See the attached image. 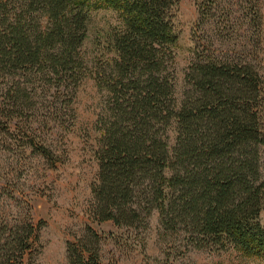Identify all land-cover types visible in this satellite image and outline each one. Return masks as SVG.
I'll return each instance as SVG.
<instances>
[{"label":"trees","instance_id":"16d2710c","mask_svg":"<svg viewBox=\"0 0 264 264\" xmlns=\"http://www.w3.org/2000/svg\"><path fill=\"white\" fill-rule=\"evenodd\" d=\"M178 1L0 0V63L42 73L72 102L91 69L83 46L92 13L115 12L118 25L108 29L102 45L108 57L92 68L105 109L98 120L91 217L137 232L142 215L157 210L163 232L194 248L230 244L264 259V227L258 221L264 211L259 168L264 72L250 54L264 35V0H194L189 88L175 109L169 68ZM238 23L249 35L240 53L218 51L202 31L213 26L230 35ZM3 98L0 117L8 118L9 132L30 96L19 85ZM172 122L176 136L170 150L165 131ZM20 133L23 146L53 156L38 142L36 129L24 123ZM23 231L0 235V264H23L34 225ZM101 250V236L87 226L67 243L68 262L105 264Z\"/></svg>","mask_w":264,"mask_h":264},{"label":"rangeland","instance_id":"374dc122","mask_svg":"<svg viewBox=\"0 0 264 264\" xmlns=\"http://www.w3.org/2000/svg\"><path fill=\"white\" fill-rule=\"evenodd\" d=\"M196 20L194 0H179L173 22L177 42L169 68L175 109L189 88L186 72L194 58ZM114 25H118L115 12L99 9L92 13L83 46L91 69L72 102L70 95L58 91L56 85L42 78V73L14 70L0 63V102L19 85L27 88L30 96L28 107L13 121L17 124L14 129L4 131L8 118L0 117V129L4 131L0 132V235L22 234L29 223L34 225L23 264H69L67 243L80 237L87 226L102 238L105 264H264L263 258L230 244L221 249L192 247L179 236L163 232L157 210L142 215L137 232L91 217L92 186L99 173L98 120L105 109V93L96 85L92 68L102 66L108 57L102 45ZM202 31L218 51L240 53L249 40L240 23L230 35L214 32L213 26ZM253 44L256 47L250 54L261 61L264 72V35ZM24 123L36 129L38 142L51 149L52 157L22 145L24 135L20 131ZM165 135L171 150L176 136L173 122ZM259 168L264 180V146L260 147ZM258 221L264 227V211L259 213Z\"/></svg>","mask_w":264,"mask_h":264}]
</instances>
